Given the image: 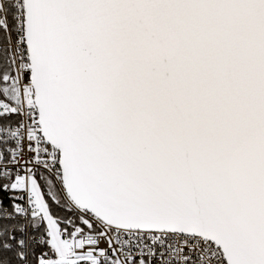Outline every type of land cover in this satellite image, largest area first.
I'll return each mask as SVG.
<instances>
[{"label": "snow or ice", "instance_id": "snow-or-ice-1", "mask_svg": "<svg viewBox=\"0 0 264 264\" xmlns=\"http://www.w3.org/2000/svg\"><path fill=\"white\" fill-rule=\"evenodd\" d=\"M0 264H264V0H0Z\"/></svg>", "mask_w": 264, "mask_h": 264}]
</instances>
